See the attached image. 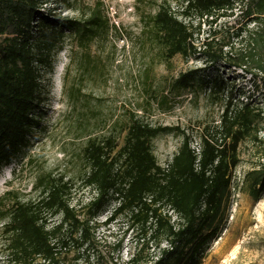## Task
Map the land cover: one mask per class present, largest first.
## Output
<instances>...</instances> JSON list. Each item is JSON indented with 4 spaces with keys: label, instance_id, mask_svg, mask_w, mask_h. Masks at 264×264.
Segmentation results:
<instances>
[{
    "label": "trees",
    "instance_id": "trees-1",
    "mask_svg": "<svg viewBox=\"0 0 264 264\" xmlns=\"http://www.w3.org/2000/svg\"><path fill=\"white\" fill-rule=\"evenodd\" d=\"M51 1L0 0V171L27 146L54 56L69 38L87 48L110 31L99 9L81 21L48 17L42 8ZM72 8L65 5L59 11ZM176 10L161 5L147 31L165 62L180 55L200 60L206 68L221 64L241 70L249 76L253 93L264 97V0H182ZM233 38L240 44L237 48ZM195 74H180L171 88L188 90ZM227 82L220 76L211 81L210 93H224L226 105L218 123L201 131L196 148L180 129L150 127L134 117L122 145L112 135L89 141L83 150V183L94 197L87 204V217L70 207V185L62 178H48L36 200L13 202L4 224V250L10 258L17 264H63L74 251L94 257L92 220L111 202L106 223L127 214L157 248L147 260L141 250L133 252L127 264H200L206 247L221 233L243 142L255 148L258 163L241 184L253 203L264 194V105L255 103L253 94L245 101L235 99V93L243 91ZM174 132L182 136V143L160 166L150 141ZM48 216L60 219L49 224Z\"/></svg>",
    "mask_w": 264,
    "mask_h": 264
},
{
    "label": "rangeland",
    "instance_id": "rangeland-1",
    "mask_svg": "<svg viewBox=\"0 0 264 264\" xmlns=\"http://www.w3.org/2000/svg\"><path fill=\"white\" fill-rule=\"evenodd\" d=\"M181 2L52 0L43 6L48 17L60 15L74 21L99 9L110 31L106 38L95 39L87 48H80L75 38H69L53 58L52 74L42 82V101L33 113L27 146L0 171V264H17L4 250L6 210L17 200H36L48 178H62L69 183L70 207L80 217H87V204L94 197L83 183L87 172L83 150L89 141L98 142L112 135L122 145L134 117L150 127H176L189 135L196 148L201 131L218 123L226 105L224 93H210L211 81L218 76L226 84L233 81L237 90L243 91L235 93V99L245 101L253 94L255 103L264 105L263 94L253 93L249 76L241 70L221 64L206 68L200 60L180 55L169 62L163 60L158 44L147 34L150 19L164 3L177 11ZM65 5L73 8L60 12ZM231 43L238 47L237 39H231ZM188 72H196L193 85L188 90H173L175 79ZM181 143L182 136L177 132L151 139L157 163L163 166L170 161ZM238 158L221 233L206 247L200 264H264V194L253 203L241 184L244 174L258 163L250 142L239 145ZM112 207L110 202L92 220L94 257L74 251L64 257L63 264H127L133 252L141 250L143 260L157 253L149 235L142 236L127 214L106 223ZM59 219L48 216L47 222L53 224ZM34 264L47 263L37 260Z\"/></svg>",
    "mask_w": 264,
    "mask_h": 264
}]
</instances>
